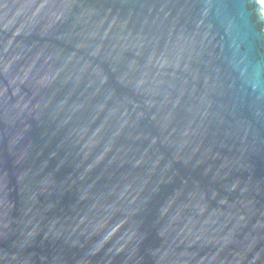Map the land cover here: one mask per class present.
<instances>
[{
	"label": "water",
	"instance_id": "95a60500",
	"mask_svg": "<svg viewBox=\"0 0 264 264\" xmlns=\"http://www.w3.org/2000/svg\"><path fill=\"white\" fill-rule=\"evenodd\" d=\"M0 264H264V0H0Z\"/></svg>",
	"mask_w": 264,
	"mask_h": 264
}]
</instances>
